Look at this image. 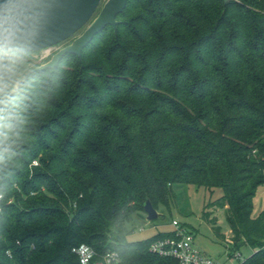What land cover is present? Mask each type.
Returning <instances> with one entry per match:
<instances>
[{"label": "trees", "instance_id": "obj_1", "mask_svg": "<svg viewBox=\"0 0 264 264\" xmlns=\"http://www.w3.org/2000/svg\"><path fill=\"white\" fill-rule=\"evenodd\" d=\"M117 20L27 79L0 160V264H79L81 244L179 264L149 249L172 233L128 240L175 184L221 188L234 251L257 249L239 264H264V0H128Z\"/></svg>", "mask_w": 264, "mask_h": 264}, {"label": "rangeland", "instance_id": "obj_2", "mask_svg": "<svg viewBox=\"0 0 264 264\" xmlns=\"http://www.w3.org/2000/svg\"><path fill=\"white\" fill-rule=\"evenodd\" d=\"M108 1L102 0L91 20L69 39L46 49L28 51V74L26 79L33 73L56 68L66 55L73 54L81 57L82 53L81 55L67 53L55 66H46L55 61L56 56L61 51L75 44L99 17ZM110 26L117 30L118 23L116 26L114 24H110ZM222 195L223 190L221 188L211 191L193 184H175L172 186V197L169 205L161 204L158 209L159 217L153 221H149L147 218L135 219L129 225L132 232L128 235V240H144L159 233H173L175 231L173 221L176 220L193 235L195 246L202 252L225 264H239L240 261L252 256L257 249L249 245H243L239 250L234 251L233 243L229 242V240H232V233L225 218V210L212 206ZM208 206L210 208L206 210ZM263 210L264 185L260 186L254 198L253 216H258ZM205 211L211 213L209 221L204 217ZM211 219H215L216 224L221 227V235L214 228ZM238 253H241L240 257H236Z\"/></svg>", "mask_w": 264, "mask_h": 264}, {"label": "water", "instance_id": "obj_3", "mask_svg": "<svg viewBox=\"0 0 264 264\" xmlns=\"http://www.w3.org/2000/svg\"><path fill=\"white\" fill-rule=\"evenodd\" d=\"M127 1L109 0L99 17L75 44L61 51L55 61L46 66H55L67 53L81 55L96 34L110 24L117 25V16L124 10ZM101 2L102 0H23L21 9L12 12V5L20 3V0H0V17L9 13L24 19L29 35L22 43L27 51L42 50L72 37L91 20ZM145 212L149 221L159 217L151 200L146 201Z\"/></svg>", "mask_w": 264, "mask_h": 264}, {"label": "clouds", "instance_id": "obj_4", "mask_svg": "<svg viewBox=\"0 0 264 264\" xmlns=\"http://www.w3.org/2000/svg\"><path fill=\"white\" fill-rule=\"evenodd\" d=\"M22 2L13 4L12 12ZM28 35L24 19L9 13L0 17V160L15 145L23 123L29 53L22 42Z\"/></svg>", "mask_w": 264, "mask_h": 264}, {"label": "built area", "instance_id": "obj_5", "mask_svg": "<svg viewBox=\"0 0 264 264\" xmlns=\"http://www.w3.org/2000/svg\"><path fill=\"white\" fill-rule=\"evenodd\" d=\"M173 226L175 231L171 235L157 238L150 244L149 249L153 254L173 258L179 264H225L197 248L194 244L193 235L178 221L174 220ZM229 242L233 243L232 240ZM73 251L78 257L79 264H119L121 261V255L117 250L107 251L99 255L94 247L81 244ZM8 254L12 257L10 251ZM240 256L241 253L236 255V257Z\"/></svg>", "mask_w": 264, "mask_h": 264}]
</instances>
